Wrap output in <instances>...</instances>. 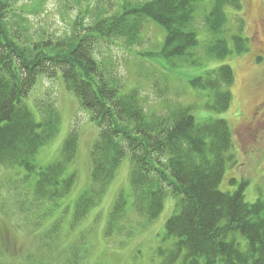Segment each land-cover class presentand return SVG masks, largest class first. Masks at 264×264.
<instances>
[{
  "label": "trees",
  "instance_id": "trees-1",
  "mask_svg": "<svg viewBox=\"0 0 264 264\" xmlns=\"http://www.w3.org/2000/svg\"><path fill=\"white\" fill-rule=\"evenodd\" d=\"M12 1L0 0V169H23L24 183L28 176L36 177L29 189L23 188L21 182L16 190H20V205L26 204V210H41L38 226L53 215L58 202L74 187L76 176L67 174V168L77 154L78 134L70 132L59 158L38 168L35 154L59 130L58 100L34 101L39 121L25 100L40 79L60 78L65 95L73 96L80 107L91 113L98 129L89 152L90 186L74 205L73 224L83 221L98 204L118 166L129 157L132 200L128 202L123 193L118 196L103 236L131 237L137 227L159 217L163 200L171 195L179 201L176 212L166 221L164 238L172 242L169 249L159 250L160 264H176L180 258V264H264V197L246 203L245 182L234 193L218 188L224 166L232 160L233 140L227 122L198 124L191 116V106L168 107L166 103L162 112L149 116L142 92L131 88L127 94H119L121 79L113 64L98 57L115 44L113 40L137 45L144 24L150 22L163 30L165 37L160 48L136 55L139 63L147 62L166 72H171L170 66L175 68L177 62L198 65L195 24L197 6L203 0L125 1L117 12L111 6L115 9L112 15L97 13L96 9L91 14L85 12L89 23L83 25L79 19L64 38L40 31L47 36L38 41L31 40L36 31L30 34L27 18L12 11ZM241 8V0H213L205 11L201 21L209 37L202 48L205 60H223L248 52L247 40L240 34L230 37L231 48L224 35L226 9L237 13ZM15 18L19 22L14 25ZM129 57L136 58L134 54ZM151 76L153 84L159 80L155 73ZM233 82L232 69L222 65L205 77L193 79L190 85L211 97L208 109L223 113L232 101ZM60 226L61 221H56L48 234L57 237ZM239 240L245 242L244 247ZM68 253L69 260H74L76 253ZM69 263L78 264H65Z\"/></svg>",
  "mask_w": 264,
  "mask_h": 264
},
{
  "label": "rangeland",
  "instance_id": "rangeland-1",
  "mask_svg": "<svg viewBox=\"0 0 264 264\" xmlns=\"http://www.w3.org/2000/svg\"><path fill=\"white\" fill-rule=\"evenodd\" d=\"M125 1L141 3L147 0H13L11 9L14 13L18 12V17L27 18V25L31 26L30 34L36 31L31 40L38 41L41 36H47L40 31L64 38L72 32L71 27L79 19L83 25L89 23L85 12L91 14L96 9L97 13L110 15V12L115 13V9L116 12L121 10ZM212 2L203 0L197 6L199 16L197 13L195 28L199 63L196 66L177 62L175 68L170 66L171 72H166L147 62L139 63L136 55L160 48L165 37L163 30L150 22L144 24L137 45L113 40L115 44L104 49L102 56L98 57L113 64L116 76L121 79L119 94H127L131 88L142 92L147 101L144 104L147 114L162 112L166 104L168 107L185 105L193 108L191 116L198 124L213 120L226 121L232 133V160L224 166V176L218 188L221 192L234 193L245 182L244 201L251 204L264 197V0H241L242 8L237 13L226 9V39L230 41V37L240 34L247 40L248 52L243 55L232 54L223 60H205L202 48L209 37L201 21ZM88 6L86 10L84 7ZM18 19L15 18L12 24L18 23ZM240 20L243 22L240 23ZM131 53L135 59L129 57ZM222 65L229 66L233 71L232 101L226 112L216 113L207 108L211 104V97L190 84L193 79L205 77ZM154 73L160 81L156 79L153 84L151 75ZM63 90L60 78H42L25 104L39 121L40 112L34 101L58 100V133L35 154L34 164L44 168L57 160L62 143L75 130L78 134L77 154L67 168V174L76 176L74 187L70 194L58 202L53 215L43 219L38 226L41 210L32 207L26 210V204L21 206V196L17 194L20 190H16L17 184L21 182L23 188L29 189L36 177L30 175L24 183L26 175L23 169H0V264H160L162 256L158 254L159 250H167L171 246L172 241L164 238L165 225L176 212L178 197L167 195L159 217L137 227L131 237L103 236L109 213L118 196L123 193L128 197V202L132 200L129 186L132 163L129 157L118 166L114 179L98 204L83 221L73 224L74 205L90 186L89 152L97 138L98 129L91 120V113L80 107L73 96L65 95ZM56 221H61V229L57 237H53L47 231ZM239 243L245 246L243 240H239ZM70 251L76 253L74 260H69ZM180 262L181 258L176 264Z\"/></svg>",
  "mask_w": 264,
  "mask_h": 264
}]
</instances>
